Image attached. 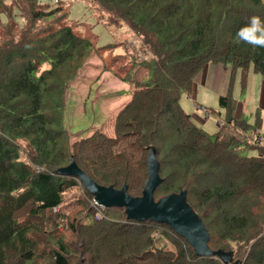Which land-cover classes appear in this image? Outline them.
Listing matches in <instances>:
<instances>
[{
    "label": "trees",
    "instance_id": "16d2710c",
    "mask_svg": "<svg viewBox=\"0 0 264 264\" xmlns=\"http://www.w3.org/2000/svg\"><path fill=\"white\" fill-rule=\"evenodd\" d=\"M86 2L97 21L126 25L137 44L118 42L125 51L113 60L124 65L102 68L130 87L115 135L95 130L71 141L67 93L98 51L96 36L78 33L61 4L0 0V264H230L197 255L167 224L137 222L123 207L95 208L78 177L57 173L74 161L98 184L127 185L137 197L152 148L162 177L155 198L186 190L212 249L233 250L240 264H264V143L224 134L232 121L243 124L234 119L231 90L219 98L227 115L216 132L199 127L179 103L212 61L264 77V47L236 36L251 16L264 20V0ZM246 145L257 153L243 154ZM77 190L79 217L65 208L81 200Z\"/></svg>",
    "mask_w": 264,
    "mask_h": 264
},
{
    "label": "rangeland",
    "instance_id": "374dc122",
    "mask_svg": "<svg viewBox=\"0 0 264 264\" xmlns=\"http://www.w3.org/2000/svg\"><path fill=\"white\" fill-rule=\"evenodd\" d=\"M44 3L49 4L50 6L54 5H63L62 15L69 13L67 22L71 24L74 29L83 35L86 36H96V46L98 51L92 56L89 61V64L85 66L78 78H76L70 85L67 93L66 109L64 113V123L66 125L67 131L69 133L71 141L80 139L82 137L89 136L95 130H111L114 127V122L116 114L122 106H124L130 98H123L120 95H116L115 92L123 90L128 83L120 81V79L114 74L113 69L120 70V67L124 65V58L114 59L115 54H121L125 51L123 44L118 46V42L123 41L129 47H135L137 40L134 41L130 36L129 28L124 25L120 28L107 27L102 22L96 20L94 12L91 9L90 5L86 0H41ZM20 23H23L20 17ZM66 20V18H65ZM1 33V32H0ZM0 34V40L1 38ZM116 43L111 49H103L102 45ZM132 49V48H131ZM107 62V63H105ZM109 65L113 71H103L102 68L104 65ZM102 70V72H101ZM245 79V85H243L242 79ZM237 87L235 85V90L231 91V97L234 100L242 101L247 97L249 103H255L256 108L261 92V84L263 83V75L261 73L255 72L251 67L245 75L240 71L236 75ZM240 82V84H239ZM126 84V86L124 85ZM264 85V84H262ZM234 88V84H233ZM127 89V87H126ZM129 90H126L125 93H128ZM186 93H182L179 97V103L181 98H186ZM257 98V102H254V98ZM191 99V98H189ZM192 100V99H191ZM181 105V103H180ZM204 107V106H202ZM201 105L198 106V109L201 110ZM209 115L205 121V128H202L206 132L208 129L215 130L219 126L218 119L225 120L226 112L222 108L219 109H208ZM252 108V106H251ZM252 109V116L248 115V111L245 112V115L248 118V122L253 123L256 116L262 117L264 121V110L259 108ZM235 106L233 109V113ZM202 111V110H201ZM246 119V118H245ZM238 129L243 128V124H237ZM220 127V126H219ZM225 131L227 132L226 128ZM214 132V131H213ZM261 132L264 134V126L261 128ZM241 152L243 154H255L257 153L256 148H251L250 146H245ZM76 198L79 197L80 190L75 191ZM158 195H156V198ZM85 201L86 198L84 197ZM80 201L74 199L71 201H66V210L69 212H74L72 216H82L85 213L83 212V201L81 204L77 202ZM88 202V201H87ZM96 208V207H95ZM67 237L71 238V233L66 232ZM172 247V245H171ZM235 251H238V245L234 246ZM237 254V253H236Z\"/></svg>",
    "mask_w": 264,
    "mask_h": 264
},
{
    "label": "water",
    "instance_id": "95a60500",
    "mask_svg": "<svg viewBox=\"0 0 264 264\" xmlns=\"http://www.w3.org/2000/svg\"><path fill=\"white\" fill-rule=\"evenodd\" d=\"M159 171L160 162L155 148H152L148 154V178L143 194L137 197L129 194L127 185L115 188L98 184L74 161L59 168L57 173L78 177L86 190L105 208L123 207L127 217L137 222L152 220L167 224L188 241L197 255L216 256L223 262L240 264V259H234L233 250H214L209 246L210 233L202 217L188 202L186 190L155 198V190L162 181Z\"/></svg>",
    "mask_w": 264,
    "mask_h": 264
},
{
    "label": "crops",
    "instance_id": "0c3cea01",
    "mask_svg": "<svg viewBox=\"0 0 264 264\" xmlns=\"http://www.w3.org/2000/svg\"><path fill=\"white\" fill-rule=\"evenodd\" d=\"M240 71L243 74V71L239 68L233 70L232 66L230 64L226 65L221 62H209L206 64L195 76L194 78V84H193V90L192 94H187L185 95L186 98H181L180 103L182 108L191 115L192 120L201 128H205V121L208 118L206 114H204V111H201L198 109V106H204L207 107L208 109H219L222 108L225 110L227 115V110L225 107L220 106L219 103V98L221 95H225L228 93L229 90L233 91L235 90V85L237 87V80H236V75L239 72L240 76ZM249 71V70H248ZM247 71V72H248ZM245 79H242L243 85H245ZM122 82V80H120ZM263 83L264 84V77H263ZM234 84V88H233ZM240 84V82H239ZM261 84V92H260V97L258 100L257 108L255 103H249L247 101V97L242 100H234V119H238L241 121L245 127V130L238 129L235 127L234 122L232 121L230 124H228V127H226L227 132L225 131L224 134H235L237 137L242 138L244 137L246 140L253 141V138L261 132V128L264 126V121L262 120V117L256 116L254 119V122H248V118L245 116L248 115L252 116L251 111L254 109H263L264 110V85ZM126 86V84H124ZM127 87V89H126ZM123 90L116 91V95H120L123 98H130L131 99V93H125L126 90H129V84L126 86ZM191 98V99H189ZM257 96L254 98V102H257ZM129 99V100H130ZM252 106V108H251ZM246 118V119H245ZM259 118V124L257 123V119ZM219 120L223 119H218ZM226 121V117L224 122ZM259 128V132H255L254 129ZM213 129V128H212ZM208 129L211 133L214 131H218L220 129L219 126L216 127L215 130ZM101 131L105 132L109 136H114V127L111 130H105L102 129Z\"/></svg>",
    "mask_w": 264,
    "mask_h": 264
},
{
    "label": "clouds",
    "instance_id": "9594fccd",
    "mask_svg": "<svg viewBox=\"0 0 264 264\" xmlns=\"http://www.w3.org/2000/svg\"><path fill=\"white\" fill-rule=\"evenodd\" d=\"M236 36L245 43L264 47V20L251 16L248 23L237 30Z\"/></svg>",
    "mask_w": 264,
    "mask_h": 264
},
{
    "label": "built area",
    "instance_id": "2783aa9c",
    "mask_svg": "<svg viewBox=\"0 0 264 264\" xmlns=\"http://www.w3.org/2000/svg\"><path fill=\"white\" fill-rule=\"evenodd\" d=\"M201 107H202V106H201ZM201 110H202V111H205V113H206L207 115H209V111H208L205 107H202ZM254 141L263 144V143H264V137H263L262 135L258 134V135L255 137ZM92 204H93V206L96 207L97 209H99V207H102V206H101V205L95 200V198L92 199ZM54 209H56V208H54ZM100 214H101V212L99 211V212H98V216H100Z\"/></svg>",
    "mask_w": 264,
    "mask_h": 264
}]
</instances>
